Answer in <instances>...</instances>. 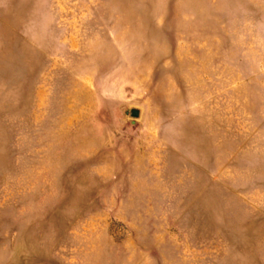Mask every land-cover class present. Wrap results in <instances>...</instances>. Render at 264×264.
Listing matches in <instances>:
<instances>
[{"label":"rangeland","instance_id":"obj_1","mask_svg":"<svg viewBox=\"0 0 264 264\" xmlns=\"http://www.w3.org/2000/svg\"><path fill=\"white\" fill-rule=\"evenodd\" d=\"M0 264H264V0H0Z\"/></svg>","mask_w":264,"mask_h":264},{"label":"water","instance_id":"obj_2","mask_svg":"<svg viewBox=\"0 0 264 264\" xmlns=\"http://www.w3.org/2000/svg\"><path fill=\"white\" fill-rule=\"evenodd\" d=\"M131 117L133 118V119H139V117H140V112L139 111H137V110H133L132 112H131Z\"/></svg>","mask_w":264,"mask_h":264}]
</instances>
